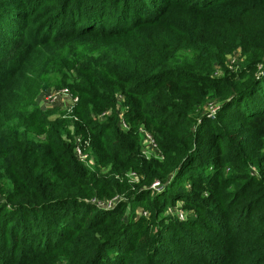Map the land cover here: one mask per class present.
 <instances>
[{
    "label": "trees",
    "instance_id": "trees-1",
    "mask_svg": "<svg viewBox=\"0 0 264 264\" xmlns=\"http://www.w3.org/2000/svg\"><path fill=\"white\" fill-rule=\"evenodd\" d=\"M0 264H264V0H0Z\"/></svg>",
    "mask_w": 264,
    "mask_h": 264
},
{
    "label": "built area",
    "instance_id": "built-area-1",
    "mask_svg": "<svg viewBox=\"0 0 264 264\" xmlns=\"http://www.w3.org/2000/svg\"><path fill=\"white\" fill-rule=\"evenodd\" d=\"M230 56H232V55L230 54L227 56V61H228L227 65L229 68L235 69L238 65L229 64V57ZM42 98L47 103H52V102H56V101L61 102L66 107L68 112L72 111L73 106L77 102V97L74 96L67 87H61V88L45 91ZM121 99H122L121 96H118V101H120ZM206 109H207V115L213 118L215 113H216L217 104L212 103L209 106H207ZM118 110L119 109L117 108L115 111L117 112ZM121 112L122 111H118V113H119L118 125H119L120 129L126 131L128 129V125L124 121V118H123ZM108 113H110V111ZM101 117L103 118L104 115ZM140 132L142 135L141 143H142V152L144 153V155L145 156L159 157L160 156L159 150H158L151 134L144 129H140ZM75 138H76V140L79 141L78 135ZM84 143H85V145L88 144L86 140L84 141ZM74 153H75V156L77 157V159L84 162L85 164H87V166H94L95 165L94 158L92 156H89L87 154V152H85L79 144L74 147ZM127 175L130 178L137 179L134 172H129ZM152 187H159L158 182H154ZM118 199H119L118 197H114L110 200L97 201L95 203L99 207L110 208V207H113L115 205V203ZM177 215H178V218L181 220L185 219L187 217V214L182 212V211H178Z\"/></svg>",
    "mask_w": 264,
    "mask_h": 264
},
{
    "label": "rangeland",
    "instance_id": "rangeland-1",
    "mask_svg": "<svg viewBox=\"0 0 264 264\" xmlns=\"http://www.w3.org/2000/svg\"><path fill=\"white\" fill-rule=\"evenodd\" d=\"M232 56L229 57V64H234L238 65L241 63V58H240V51L239 49H236L232 54ZM52 89H57L56 87H47L45 89L40 90L36 97V104L37 106L45 111L49 117H55V118H65L68 121L70 118V112L66 109V107L61 103V102H52V103H47L43 100L42 96L45 93V91L52 90ZM67 128L69 130H73L71 122L68 123ZM141 209L138 208L137 211L139 212Z\"/></svg>",
    "mask_w": 264,
    "mask_h": 264
}]
</instances>
